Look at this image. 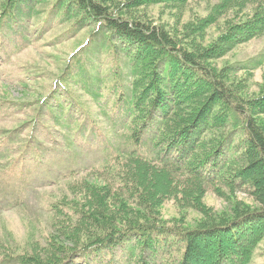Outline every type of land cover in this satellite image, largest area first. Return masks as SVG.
Segmentation results:
<instances>
[{
	"label": "trees",
	"instance_id": "1",
	"mask_svg": "<svg viewBox=\"0 0 264 264\" xmlns=\"http://www.w3.org/2000/svg\"><path fill=\"white\" fill-rule=\"evenodd\" d=\"M126 1L112 6L104 0H0L2 30H12L13 25L22 28L32 15L45 28L66 25L67 35L88 30L83 49L72 59L91 46L120 57L122 62L110 75L114 87L122 83L120 88L125 89L121 93L125 111L110 129L114 136L122 129V142L116 138L114 143L109 134H103L107 141L103 148L115 149L112 157L90 165L92 171L89 165L77 170L87 172L95 182H70L69 190L77 199L50 206L52 228L45 244L30 241L19 251L9 247L1 253L0 262L75 264L83 256L90 264L93 255L120 247L138 254L143 264H211L209 246L215 237L220 247L212 264H251L264 239V125L256 118L264 115V94L248 98L240 91L239 95L224 73L205 63L264 34V0H219L208 16L187 27L182 36L132 16L131 10L151 2L181 6L188 0ZM251 3L250 17L229 22L216 41L205 46L211 25L230 9ZM258 66H264V57H252L234 69ZM82 70L75 71L76 78L60 79L64 91L56 88L53 96L59 99H53L50 109L69 139L82 135L89 142L96 134L88 128L91 123L84 125L86 120L74 114L76 103L81 102L69 87L79 85L90 68ZM92 70L85 84L101 87ZM87 93L99 101L101 93ZM216 185L222 187L218 191L244 188L254 196L255 207L235 205L229 213L182 229L164 225L155 215L167 198L198 207L205 188ZM162 233L181 238L174 258L167 259L172 252L166 249L165 256H159ZM149 252L151 262L145 260Z\"/></svg>",
	"mask_w": 264,
	"mask_h": 264
},
{
	"label": "rangeland",
	"instance_id": "2",
	"mask_svg": "<svg viewBox=\"0 0 264 264\" xmlns=\"http://www.w3.org/2000/svg\"><path fill=\"white\" fill-rule=\"evenodd\" d=\"M123 1L104 0L112 6ZM218 3L219 0H188L181 6H172L164 2H151L137 6L131 13L136 18L148 20L182 36L187 27L208 16ZM252 6L251 3L240 9H230L225 17L211 25L204 36L205 46L214 43L229 22L250 17L248 15L252 13ZM40 21L36 15H32L24 23L21 22L22 28L19 25H13L12 30L0 28V257L6 249L19 251L30 241L44 245L52 228L49 221L50 206L56 201L77 199L69 190L70 182L93 179L87 172L77 173V170L86 165L90 169V165L94 167L103 157L110 158L111 153L115 152V149L108 146L103 148L107 143L103 134H109L114 143L116 138L117 141L123 140L121 128L115 136L110 131L113 124H118L120 113L125 111V99L121 98L125 89L120 88L122 83L114 87L110 75L122 62L121 58L115 59L100 46H91L86 53L81 52L72 59L80 47L83 49L88 30H81L71 36L66 34V25H49L45 28ZM255 56L264 57V34L237 44L221 57L207 60L205 64L214 67L217 73H224L223 77L229 86L238 90L239 95L242 92L252 98L264 94V66L237 70L234 65ZM68 65L70 69H76L70 70ZM93 67L96 70L93 71ZM88 68L102 81L101 87L93 83L85 84L89 80L90 71L79 85H69L86 107L80 103L82 108L76 103L74 114H77L80 121L83 118L86 120L84 125L91 123L88 128H93L96 134L95 140L86 142L82 135L69 139L66 128L54 122L50 107L54 106V100L59 99L58 95L53 96L56 88L64 91L58 83L60 79L67 75L76 78L77 69H83L84 73ZM87 90L101 93L99 101L95 102ZM256 118L259 124L264 125V115L259 114ZM60 173L62 175L55 179ZM217 187L222 188L220 185L205 188L202 205L198 207L192 206L191 202L179 204L175 199L167 198L162 201L159 213L155 212V215L170 228H193L204 220L229 213L235 205H256L254 196L242 187H235L234 190L226 187L220 191ZM158 238L160 258L165 256V249L172 252L166 256L167 259L174 258L177 255L176 249L181 245L180 236L162 233ZM173 244L175 246L171 250ZM210 244L209 263H216L220 246L215 237H212ZM151 254L149 252L145 256L147 262L152 261ZM142 262L138 254L119 247L96 257L93 255L90 264ZM75 264H87V261L81 256ZM251 264H264V239Z\"/></svg>",
	"mask_w": 264,
	"mask_h": 264
}]
</instances>
